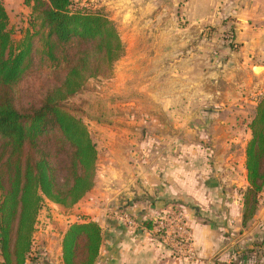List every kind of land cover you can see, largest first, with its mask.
Here are the masks:
<instances>
[{"label":"rangeland","instance_id":"374dc122","mask_svg":"<svg viewBox=\"0 0 264 264\" xmlns=\"http://www.w3.org/2000/svg\"><path fill=\"white\" fill-rule=\"evenodd\" d=\"M1 1L8 17L11 37L20 41L24 31L30 28V8L24 5V0ZM71 1L74 6L88 12L102 13L112 22L123 45V55L112 64L108 77L89 80L80 93L67 103L75 117L82 120L95 147L94 186L79 201L81 206L77 205L78 202L70 209H64L49 201L42 203L32 237V255L27 264H45L42 257L46 253L47 234L53 217L70 225L89 221V218L101 212L111 224L117 223L113 213L122 211L118 207L122 201H130V168L144 167L143 159L152 167L161 166L166 163V155L176 153L174 145L166 143V137L172 136L175 131L171 122L182 120L187 121V125L198 122L192 117V110L198 103V107L208 101L219 104L228 98L204 100L194 93L201 88V92L215 94L219 90L224 94L228 89L223 77V73L229 69L226 58L236 56L231 51L233 49L225 48L229 45L226 42L228 39H225L227 32L223 35L219 26L207 22L205 6L197 8L191 0H167L165 14L157 13L156 0L153 14L142 17L130 15V0ZM32 42L35 49L40 47L37 38ZM230 45L234 46L233 43ZM207 57L210 61L213 58L217 60L213 66L209 65L212 69L204 67ZM207 70L214 74V78L210 79L212 84L205 82L206 77L200 82L197 79L200 72ZM48 72L39 57L34 55L31 68L19 86L22 106L35 103L42 91L51 86V83L44 81ZM239 83L238 80L231 85L238 86L237 89L241 87L239 91L242 93H236L229 100L233 105L228 110H232L231 113L217 110L213 114L221 122L226 119L238 122V131L234 134L241 132L243 135L246 128L241 121L246 120L237 112L240 105L243 108L247 106V101H240V97L247 96L244 93L249 92L256 98V104L264 91V74L247 81L245 86ZM185 128L186 134H189L188 126ZM222 134L221 129L216 131V135ZM82 200L87 201L84 204ZM260 201L258 212L262 211L264 196L260 195ZM87 206L89 211L97 206L99 212L86 215ZM123 211L126 209L123 208ZM252 219L245 229L255 231L256 257H260L264 264V226H252ZM260 236L262 239H259Z\"/></svg>","mask_w":264,"mask_h":264},{"label":"trees","instance_id":"16d2710c","mask_svg":"<svg viewBox=\"0 0 264 264\" xmlns=\"http://www.w3.org/2000/svg\"><path fill=\"white\" fill-rule=\"evenodd\" d=\"M24 5L30 8V28L15 41L0 0V264H27L42 203L70 209L92 190L95 147L67 103L89 80L108 77L123 55L117 32L102 13L71 0H24ZM34 55L49 71L44 81L51 86L35 103L22 106L19 86ZM248 129L243 226L257 212L264 191V91ZM100 242L96 223L68 225L62 264H94Z\"/></svg>","mask_w":264,"mask_h":264},{"label":"crops","instance_id":"0c3cea01","mask_svg":"<svg viewBox=\"0 0 264 264\" xmlns=\"http://www.w3.org/2000/svg\"><path fill=\"white\" fill-rule=\"evenodd\" d=\"M155 1L130 0V15L142 17L153 14ZM166 1L157 0L158 14L166 13ZM191 1L197 8L205 6L207 22L219 26L223 35L227 32L225 39H228L226 42L229 45L225 48L233 49L231 51L236 54L226 58L229 69L223 77L228 89L224 94L219 90L216 95L201 92V88L194 94L204 100L228 98L219 104L208 101L198 107V103L192 110V117L198 122L189 125L182 120L171 122L175 131L172 136L166 137V143L173 144L176 153L166 155V163L152 167L143 159L144 167L130 168V201H122L118 207L122 211L125 208L136 218L139 223L137 229H126L116 222L111 224L101 212L88 219L101 230L94 264H262L255 253V231L246 230V225H242V197L248 185L245 151L250 140L248 124L254 113L256 98L249 92L244 93L247 96L240 97V101H247L245 108L240 105L236 111L246 120L241 121L246 128L243 135L241 132L234 134L238 131V122L230 119L221 122L215 119L213 113L217 110L231 113L232 110H228L233 105L229 100L236 93L242 94L239 91L241 87L237 89L238 86L231 85L239 80V85L245 86L254 78L251 68L264 66V0ZM216 63L214 58L211 61L208 57L204 59V67L208 69ZM203 77H206L205 82L212 84L210 79L214 78V74L211 71L200 72L198 81ZM185 126H188L189 134H186ZM218 129L223 133L220 136L216 135ZM261 195L264 196V193ZM260 203L259 200V207ZM168 204H177L185 212L195 252L193 261H189L185 253H172L151 231V222ZM77 205L81 206V203ZM89 206L86 207V215L99 212L97 206L89 211ZM253 218L252 226H264V203L262 211ZM51 225L46 253L42 258L45 264H62L61 241L68 225L54 217Z\"/></svg>","mask_w":264,"mask_h":264},{"label":"built area","instance_id":"2783aa9c","mask_svg":"<svg viewBox=\"0 0 264 264\" xmlns=\"http://www.w3.org/2000/svg\"><path fill=\"white\" fill-rule=\"evenodd\" d=\"M117 223L126 229H137L139 223L136 218L126 212L114 214ZM153 235L172 253H185L189 261L194 260L192 248V236L186 223L185 212L177 204H168L159 212L158 216L151 222Z\"/></svg>","mask_w":264,"mask_h":264},{"label":"water","instance_id":"95a60500","mask_svg":"<svg viewBox=\"0 0 264 264\" xmlns=\"http://www.w3.org/2000/svg\"><path fill=\"white\" fill-rule=\"evenodd\" d=\"M264 73V66H253L251 68V74L254 78L261 76Z\"/></svg>","mask_w":264,"mask_h":264}]
</instances>
